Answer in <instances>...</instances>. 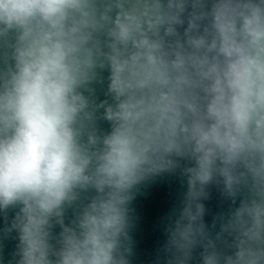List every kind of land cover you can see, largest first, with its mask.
Listing matches in <instances>:
<instances>
[{"label":"clouds","instance_id":"obj_1","mask_svg":"<svg viewBox=\"0 0 264 264\" xmlns=\"http://www.w3.org/2000/svg\"><path fill=\"white\" fill-rule=\"evenodd\" d=\"M177 172L167 264H264V0H0L6 264H131L133 202Z\"/></svg>","mask_w":264,"mask_h":264},{"label":"water","instance_id":"obj_2","mask_svg":"<svg viewBox=\"0 0 264 264\" xmlns=\"http://www.w3.org/2000/svg\"><path fill=\"white\" fill-rule=\"evenodd\" d=\"M108 73L104 72L105 81L103 85H96V96L99 99H109L105 96L107 87ZM98 126L102 131H110V124L107 121L99 120ZM187 190L186 181L177 172L176 174H165L152 183L147 189L143 190L144 195H140L133 202V207L139 220L130 235L133 239V253L130 257L131 264H167V254L164 251L168 240L166 228L169 224V217L174 209L182 206L184 193ZM210 196L204 200L206 212L204 216L205 224L213 236L220 230V221L217 219L221 214L227 215L232 205L230 200L222 198L218 188L213 185L209 187ZM13 212L9 213L11 219ZM72 217V210L69 209L66 214V222ZM216 220L215 227L213 221ZM4 227L3 217L0 216V229ZM56 232L59 228L55 229ZM15 233L5 237L0 232V250L5 260L11 258L15 251L18 241L14 238ZM202 251L197 247L193 252L191 264H200L199 254Z\"/></svg>","mask_w":264,"mask_h":264}]
</instances>
